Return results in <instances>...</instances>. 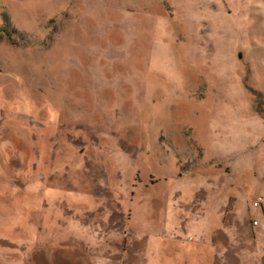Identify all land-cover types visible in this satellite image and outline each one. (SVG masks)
Returning a JSON list of instances; mask_svg holds the SVG:
<instances>
[{"label": "rangeland", "instance_id": "1", "mask_svg": "<svg viewBox=\"0 0 264 264\" xmlns=\"http://www.w3.org/2000/svg\"><path fill=\"white\" fill-rule=\"evenodd\" d=\"M1 13L0 264H264V0Z\"/></svg>", "mask_w": 264, "mask_h": 264}, {"label": "trees", "instance_id": "2", "mask_svg": "<svg viewBox=\"0 0 264 264\" xmlns=\"http://www.w3.org/2000/svg\"><path fill=\"white\" fill-rule=\"evenodd\" d=\"M0 18L2 20V23L5 24V25H2L0 27V35H7L8 32H7V26L6 25H8V16L5 13H1L0 14ZM261 208H262V205L259 208H256V209H261ZM252 219H258V218H252ZM259 220H264V215H263V219H259ZM250 227H251V225H250ZM251 229L254 230V228H252V227H251ZM258 230L262 231V229H258ZM121 252H122V250H121ZM260 254H261V252L259 251L258 248H256V252H254V258H258L260 260ZM159 261L160 260H158V264H159Z\"/></svg>", "mask_w": 264, "mask_h": 264}, {"label": "built area", "instance_id": "3", "mask_svg": "<svg viewBox=\"0 0 264 264\" xmlns=\"http://www.w3.org/2000/svg\"><path fill=\"white\" fill-rule=\"evenodd\" d=\"M250 204L254 208H259L262 205V198L259 196H256L255 198L251 200ZM250 225L254 229L264 230V220L252 219Z\"/></svg>", "mask_w": 264, "mask_h": 264}]
</instances>
